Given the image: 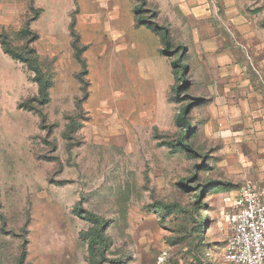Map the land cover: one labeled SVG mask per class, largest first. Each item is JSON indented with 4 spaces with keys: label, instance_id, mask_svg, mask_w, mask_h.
I'll list each match as a JSON object with an SVG mask.
<instances>
[{
    "label": "rangeland",
    "instance_id": "374dc122",
    "mask_svg": "<svg viewBox=\"0 0 264 264\" xmlns=\"http://www.w3.org/2000/svg\"><path fill=\"white\" fill-rule=\"evenodd\" d=\"M246 4L248 38L264 27V0ZM135 5L34 0L43 8L31 22L35 46L54 73L45 122L20 107L38 85L0 44V264H17L25 240L28 264H90V213L105 220L108 241L99 247L108 264H231L223 221L231 200L247 182L264 188L259 50L241 60L246 86L229 91L208 60L216 37L230 41L221 15L208 18L209 37L198 34L199 21L179 18L184 28H171L167 55L160 34L137 25ZM142 10L158 22L154 4ZM33 13L29 0H0V30L14 46L23 45ZM73 21L87 45L83 62L72 47ZM85 69L86 120L68 142L66 116L84 96ZM185 107L188 127L176 121Z\"/></svg>",
    "mask_w": 264,
    "mask_h": 264
},
{
    "label": "trees",
    "instance_id": "16d2710c",
    "mask_svg": "<svg viewBox=\"0 0 264 264\" xmlns=\"http://www.w3.org/2000/svg\"><path fill=\"white\" fill-rule=\"evenodd\" d=\"M29 1L31 2V9L33 10L34 13L27 19L24 27L21 30V35L24 39L23 45L21 47L14 46L12 43V38L10 36V33L5 29L0 30V44L2 46L3 51L6 54L22 62L28 67V69L33 73V80L38 85V94L32 97L31 99H29L28 102L26 101L24 103H21L20 107L40 115L42 121L45 122L47 116L44 112V107L48 105L51 101L50 89L54 84V73L51 70L49 71L45 69L41 55L38 52L37 47L35 46V42L40 38V35L36 30H34L31 27V22L35 21L40 17V15L43 12V8L40 7L35 8L34 0H29ZM147 4H149L148 0H136V5L134 9L136 14V23L139 26L145 25L150 29H152L157 34H160L164 46L161 49V52L163 54L170 55L169 53L174 45V42L169 26L161 25L160 23L154 20L139 16V12L143 11L142 7L146 6ZM74 27H75V21H73L71 24V34L73 37L72 47L74 49L75 57L83 62L82 53L83 51H85L87 45H81L83 44L81 42V37L75 32L76 30ZM171 64L173 70L175 71L178 67V61H172ZM186 68L187 66L183 67L181 77L185 76ZM86 73H87V69H85L78 75V78L82 85V89L84 91V96L77 100L75 112L66 116L67 122H66V127L63 131V137L68 142L72 140L74 133L79 130V128L83 125L84 121L86 120V117L84 116L86 114V111L83 106V101L87 98L88 95L87 87L89 85V82L85 83L84 79L81 76L82 74H86ZM186 114H187V107L183 108L180 115L177 116L176 121L178 125H185L187 127L190 126ZM181 141L182 140H179V142ZM170 144L173 146L175 145L173 142H170ZM178 145L188 147V144L184 142H181L180 144L178 143ZM80 213H82V211H80ZM89 217H90L89 220L94 224L92 229L89 231L91 236L89 241L90 253H91L90 264H108L106 262L107 259L106 251H102L101 253L99 247V245L102 244L104 246L107 245V241H108L105 235V220L93 213H90ZM27 242L28 241L25 240L22 243L21 252L17 264H28L26 261Z\"/></svg>",
    "mask_w": 264,
    "mask_h": 264
},
{
    "label": "crops",
    "instance_id": "0c3cea01",
    "mask_svg": "<svg viewBox=\"0 0 264 264\" xmlns=\"http://www.w3.org/2000/svg\"><path fill=\"white\" fill-rule=\"evenodd\" d=\"M156 6L158 23L167 25L170 28H184L181 19L193 23L199 21L200 28L197 32L202 37L215 35L208 18L220 16L222 25L228 28L230 41L216 37L209 53V63L212 64L222 83H229V91L241 90L246 86L247 79L241 85L240 80L244 79L243 62L248 60L249 48H257V58L260 72L264 74V27L248 38L245 29L241 28L245 22L247 4L246 0H148ZM263 0H258L259 4ZM249 32V31H248ZM173 35V34H172ZM173 37V36H172ZM255 38V41L252 39ZM246 51V52H245ZM242 58L244 61H241ZM247 59V60H246ZM206 63V61H205ZM208 64V63H207Z\"/></svg>",
    "mask_w": 264,
    "mask_h": 264
},
{
    "label": "built area",
    "instance_id": "2783aa9c",
    "mask_svg": "<svg viewBox=\"0 0 264 264\" xmlns=\"http://www.w3.org/2000/svg\"><path fill=\"white\" fill-rule=\"evenodd\" d=\"M223 219L229 231L226 259L232 264H264V188L243 184Z\"/></svg>",
    "mask_w": 264,
    "mask_h": 264
}]
</instances>
